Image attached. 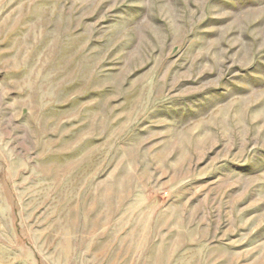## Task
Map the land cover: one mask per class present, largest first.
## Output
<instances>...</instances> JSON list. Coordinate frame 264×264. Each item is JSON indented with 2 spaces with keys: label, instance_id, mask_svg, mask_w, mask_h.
I'll list each match as a JSON object with an SVG mask.
<instances>
[{
  "label": "rangeland",
  "instance_id": "374dc122",
  "mask_svg": "<svg viewBox=\"0 0 264 264\" xmlns=\"http://www.w3.org/2000/svg\"><path fill=\"white\" fill-rule=\"evenodd\" d=\"M0 264H264V0H0Z\"/></svg>",
  "mask_w": 264,
  "mask_h": 264
}]
</instances>
